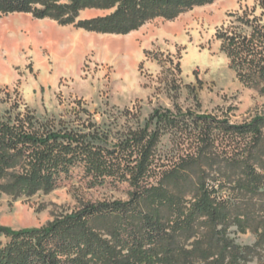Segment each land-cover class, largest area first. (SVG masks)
I'll list each match as a JSON object with an SVG mask.
<instances>
[{
    "label": "rangeland",
    "instance_id": "rangeland-1",
    "mask_svg": "<svg viewBox=\"0 0 264 264\" xmlns=\"http://www.w3.org/2000/svg\"><path fill=\"white\" fill-rule=\"evenodd\" d=\"M74 1L43 0L55 6L51 14L75 16L72 24L0 14V117L32 120L36 129L84 130L109 152L130 130L159 129L149 171L137 189L114 178L96 180L83 164L54 188L31 194L0 179V227L39 229L87 204L128 202L132 192L153 188L138 207L162 217L170 264H264V123L259 136L223 127L264 118V96L239 79L219 38L245 14L261 17L264 0H215L128 34L78 26L113 15L119 4L96 1L73 15ZM167 111L178 117L176 126L157 124L156 113ZM136 158L124 162L134 166ZM202 184L228 214L225 226L188 218ZM159 190L170 204L159 200ZM85 226L122 257L128 250L118 239L138 230L131 213Z\"/></svg>",
    "mask_w": 264,
    "mask_h": 264
},
{
    "label": "trees",
    "instance_id": "trees-1",
    "mask_svg": "<svg viewBox=\"0 0 264 264\" xmlns=\"http://www.w3.org/2000/svg\"><path fill=\"white\" fill-rule=\"evenodd\" d=\"M96 1L110 7L119 4V8L109 17L80 22L78 26L96 32L128 34L149 20L172 19L185 10L215 0H75L70 11L76 15L83 8L95 6ZM39 4H44L45 8H37ZM52 7L55 6L46 5L43 0H0V14L33 13L40 19L50 16L62 24L75 23V16L66 17V13L61 12L51 14ZM238 19L240 26L219 35L223 40L222 48L239 79L264 96V13L259 18L251 19L245 14ZM156 116L161 126L174 127L179 120L169 111L167 114L157 112ZM263 123L264 118H256L244 126L223 127L239 135L259 136ZM158 130H150L149 126L130 130L109 152L96 146L95 137L84 130L66 126L36 129L32 120L0 117V179H7L9 187L31 194L39 189L54 188L62 175L83 164L96 180L114 178L127 181L137 189L148 174ZM135 155L134 166L124 162ZM152 190L132 192L128 202L87 204L77 214L39 229L13 231L0 227V264H170L174 260L173 251L164 244L169 235L162 217L158 212H146L138 207L140 200L147 198ZM200 190L201 195L188 218L191 221L205 218L216 226H225L229 216L217 205L214 190L204 184ZM158 193L163 204L172 202L165 191ZM129 213L138 230L134 228L118 239L128 250L124 257L85 226L92 220ZM238 222L242 226V220Z\"/></svg>",
    "mask_w": 264,
    "mask_h": 264
}]
</instances>
